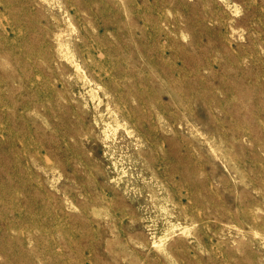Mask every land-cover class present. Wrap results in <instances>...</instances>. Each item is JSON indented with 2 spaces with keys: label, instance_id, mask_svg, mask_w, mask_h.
Masks as SVG:
<instances>
[{
  "label": "rangeland",
  "instance_id": "rangeland-1",
  "mask_svg": "<svg viewBox=\"0 0 264 264\" xmlns=\"http://www.w3.org/2000/svg\"><path fill=\"white\" fill-rule=\"evenodd\" d=\"M0 264H264V0H0Z\"/></svg>",
  "mask_w": 264,
  "mask_h": 264
}]
</instances>
